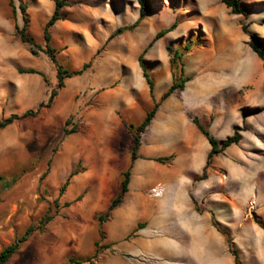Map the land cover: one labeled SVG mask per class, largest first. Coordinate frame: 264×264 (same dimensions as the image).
<instances>
[{
	"label": "rangeland",
	"instance_id": "rangeland-1",
	"mask_svg": "<svg viewBox=\"0 0 264 264\" xmlns=\"http://www.w3.org/2000/svg\"><path fill=\"white\" fill-rule=\"evenodd\" d=\"M242 1L247 15L233 14L221 0H149L151 11L137 26L107 40L117 27L138 19L137 0H66L50 27L51 44L64 67L90 65L66 77L46 106L58 83L43 36L55 0H13L15 19L9 0H0V118L37 111L0 129V251L33 226L4 264H144L137 251L135 189L108 220L98 216L129 167L133 137L125 121L138 125L155 102L158 110L141 132L144 147L157 152L145 161L151 183L146 196L158 183L165 186L164 196L177 180L190 181L189 193L202 196L199 207L214 212L227 234L236 235L243 264H264V60L248 43L250 33L264 38V0ZM21 2L27 5V34L38 46L22 42L15 29L16 22L23 26ZM176 49L183 55L173 65ZM140 56L154 80V98ZM28 68L45 78L20 71ZM181 68L189 77L185 88L161 101ZM202 89L220 93L207 101L209 109L194 94ZM254 90L260 96L249 99ZM219 115L238 120L227 136L240 128L242 138L205 168V141L210 144L187 123L213 122ZM106 150L120 156L109 169L100 161ZM74 169L79 173L60 194ZM45 214L52 218L42 224Z\"/></svg>",
	"mask_w": 264,
	"mask_h": 264
},
{
	"label": "crops",
	"instance_id": "crops-1",
	"mask_svg": "<svg viewBox=\"0 0 264 264\" xmlns=\"http://www.w3.org/2000/svg\"><path fill=\"white\" fill-rule=\"evenodd\" d=\"M194 94L198 99L201 96V105L209 109L207 101L215 95L219 97L220 93L215 92V89L207 92L202 89V92L196 91ZM259 96L257 90L248 95L249 99ZM218 113L220 114V110ZM201 124L217 139H224L238 124V120L226 119L223 115H219L213 122L202 121ZM187 127L195 137L198 136L200 130L194 122L187 123ZM153 147H144L141 143L137 158L133 161L129 190L123 198L125 200L126 194L131 189H135L133 196L139 208L136 221L137 251L143 256L144 264H235L227 235L216 225L222 222L214 212L199 207L202 196L198 191L189 193L190 181L177 180L176 184L171 186V194L160 197L146 196L144 192L151 183L144 175V166L145 161L151 160L157 154ZM210 148L211 144L209 146L205 141L207 153ZM100 161L105 168H108L112 162L118 164L120 156L118 152L106 150ZM130 164L131 158L129 162L126 161L125 167ZM229 237L234 241L236 239V235Z\"/></svg>",
	"mask_w": 264,
	"mask_h": 264
},
{
	"label": "trees",
	"instance_id": "trees-1",
	"mask_svg": "<svg viewBox=\"0 0 264 264\" xmlns=\"http://www.w3.org/2000/svg\"><path fill=\"white\" fill-rule=\"evenodd\" d=\"M137 1L140 5L138 19L131 25H123V26L117 27L113 32H111V34L109 35L107 40H110L113 37H115L116 35L123 33L125 30L134 28L135 26L138 25V22L141 19H143L151 11V5H150L149 0H137ZM221 1L230 9V11L233 14H244V15L248 14L247 4L245 2H243L242 0H221ZM65 4H66V0H55V6H54L53 13L50 16V18L48 19V21L46 22V25L44 28V35L43 36H44V39L46 42L45 52L51 57L53 62L56 64L57 79H58L57 88L52 90V92L49 96L48 102L45 104L46 106H49L50 103L53 101L55 95L57 94L58 88H61L64 86V80L66 77H72L73 75L81 74L90 65V62H85L80 69H76V70H70V69L64 67V65L59 62L57 55L55 53V49L53 48V46L51 44L52 35L50 32V27L60 18V8ZM9 5L11 7L12 17L15 19L16 18V6L14 5L13 0H9ZM20 9L22 12L23 26H20L16 22L15 23V29H16L17 33L19 34V37H20L22 42L38 46V44L35 42L34 38H32L31 36H29L27 34V25H28V17H27V13H26L27 5L23 2H21L20 3ZM262 21L264 22V18ZM173 27H174V24L168 28H163L160 31H158L156 33L155 37L153 38V40L149 43V45H151L156 39L160 38L161 36H163L168 31L173 29ZM242 29L244 32L248 33L247 24L242 23ZM249 36H250L249 41H248L249 46L261 59L264 60V38L260 37L259 35L255 34V33H250ZM186 49H189V46H186ZM30 51L32 54L37 53V51L34 48H31ZM170 51H172L171 48H170ZM182 55H183L182 51H180L178 49L173 50V55L171 58L172 64L173 65L176 64L178 61L177 59L181 58ZM139 64L142 68L143 76H144V78L148 84L150 94L154 98L155 97L154 96V80L152 79L151 74H150L145 62L142 60V56L139 57ZM20 71L26 72V73H37V74L42 75L45 78V74L42 71L37 70L35 68H28L25 70L21 69ZM180 72L181 73H180L179 77L175 76L172 83L170 84V86L162 94L161 101L166 99L168 96H170L176 90H183L185 88V83L189 79V77L184 76V69L183 68H181ZM41 105H43V103ZM159 105H160V102H155L154 105L149 110L146 111V114H145L143 120L138 125H136L134 123H128L127 121H125V125L128 127V130L132 134V137H133V144H132L131 153H130L131 164L129 165V167L127 169L122 171L121 185H120V189H119L118 193L112 198L107 210L105 212L99 214L98 218H99L100 222L106 221L112 216L113 209L115 207H117L123 201L125 193L129 190V183L131 180L133 161L137 158V152H138V149H139L140 143H141V132L145 131L147 126L150 124L151 120L153 119V117L155 116V114L158 110ZM36 112L37 111H35L33 109H27L22 114L12 113L6 117L0 118V129H3V128L9 126L15 120L22 119L24 117H27L28 115L35 114ZM193 121H194L195 125L198 127V129L201 131V133L207 138V140L211 144L210 151L208 152V155H207L205 168L208 167L213 156L222 153L229 146H231L233 144H237L242 138V134L240 133V128H237V129H235V131L233 132L232 135H229L226 138L219 140L215 136H213L210 133V131L208 129H206L199 122V120L197 118H193ZM66 122H68V120ZM70 132H75V129L68 130L67 128H65V133H70ZM166 159H168V157L167 158H163V157L156 158V160L160 161V162H162ZM78 173H79L78 169H74L70 173V177L63 183V185L60 188V191H59L60 194L64 193L67 185L69 184L70 178L72 176H75ZM55 202H58V200L56 199ZM51 218H52L51 215L45 214L42 217V224L47 223L49 220H51ZM216 225L223 233H225L227 235V241H228L229 249H230V252L232 253V255L234 256L235 264H243V262L241 261L240 256H239V251L236 248V246L233 242V239L231 237H229L227 232L220 225H218V224H216ZM38 227H39V229H42V225H39ZM32 230H33V226L28 227L23 235L18 237L14 242L5 246L0 251V264H4L5 262L8 261V259L11 257V255L14 254L18 250L20 244L23 241L27 240V238H28L29 234L32 232ZM96 253H95V255H96Z\"/></svg>",
	"mask_w": 264,
	"mask_h": 264
},
{
	"label": "built area",
	"instance_id": "built-area-1",
	"mask_svg": "<svg viewBox=\"0 0 264 264\" xmlns=\"http://www.w3.org/2000/svg\"><path fill=\"white\" fill-rule=\"evenodd\" d=\"M165 192V186L161 183H158L150 188V194L154 197L163 196Z\"/></svg>",
	"mask_w": 264,
	"mask_h": 264
}]
</instances>
